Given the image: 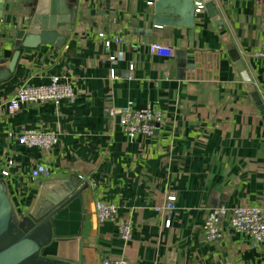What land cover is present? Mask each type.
Listing matches in <instances>:
<instances>
[{
  "label": "crops",
  "instance_id": "crops-1",
  "mask_svg": "<svg viewBox=\"0 0 264 264\" xmlns=\"http://www.w3.org/2000/svg\"><path fill=\"white\" fill-rule=\"evenodd\" d=\"M37 1L2 0L1 67ZM68 1L76 16L64 45L20 49L10 77L0 82V174L8 171L0 177L15 212L38 213L55 189L80 192L55 216V241L44 254L76 260L79 250L85 264L119 258L130 264H264V243L254 246L234 233L230 214L221 221L220 240L206 242L201 229L215 207H257L264 214V116L246 87L253 86L264 107V59L257 55L264 0H211L220 27L194 0L203 12L191 28L154 25L153 0ZM114 37L121 42L105 50L101 40ZM152 43L173 56L151 53ZM53 76L73 87V101L7 112L19 87L46 85ZM129 102L161 114L152 136L129 139L117 117L108 116L106 110L118 112ZM23 129L55 132L57 144L48 152L26 148L16 140ZM40 163L50 175L31 179ZM170 194L176 209L168 213L162 205ZM98 200L118 206L117 220L131 224L130 240L119 238L116 223L97 221Z\"/></svg>",
  "mask_w": 264,
  "mask_h": 264
},
{
  "label": "water",
  "instance_id": "water-1",
  "mask_svg": "<svg viewBox=\"0 0 264 264\" xmlns=\"http://www.w3.org/2000/svg\"><path fill=\"white\" fill-rule=\"evenodd\" d=\"M199 1L215 26L220 27L221 22L212 1ZM68 2V0L37 1L26 27L15 33V51L6 67L0 66V82L10 77L20 49L33 50L40 45L58 49L64 45L68 33L72 31L76 16V5H70ZM150 6L149 12L156 26L174 25L185 28L194 26L196 16L194 0H155ZM2 8L3 3L0 0V17ZM101 10L103 14L105 6ZM229 53L237 65L239 62L237 52L230 50ZM246 87L261 115L264 116V107L258 94L251 84H246ZM75 198H80V192L67 188L55 189L48 194L38 213L19 216L0 177V264H85L79 250L76 260L44 254L45 249L55 241L53 228L55 216Z\"/></svg>",
  "mask_w": 264,
  "mask_h": 264
},
{
  "label": "built area",
  "instance_id": "built-area-1",
  "mask_svg": "<svg viewBox=\"0 0 264 264\" xmlns=\"http://www.w3.org/2000/svg\"><path fill=\"white\" fill-rule=\"evenodd\" d=\"M155 1V0H153ZM149 2L148 5H152ZM203 11L195 8V14ZM102 47L109 50L113 43H120L118 37L104 38L101 40ZM149 51L160 57L171 58L173 56L172 49L161 44L152 43L148 45ZM264 59V43L262 44L258 54ZM109 77L114 80L116 76L113 70H110ZM73 87L66 81L61 80L58 76H53L46 85L32 86L22 85L6 102V110L13 114L26 105H36L39 103H52L57 106L62 100L73 101ZM110 118H116L118 125L127 138L133 139L136 136L150 137L154 134L157 126L162 123V117L159 112L152 110L147 105L142 109H134L131 103H127L124 107L116 110L110 108L106 110ZM18 144L26 148H37L41 151H50L58 141L57 134L52 131H43L36 129H23L16 136ZM12 165V161H8V166ZM50 168L43 164H37L30 172L31 179L45 178L50 175ZM2 178L8 176V171L3 170L0 174ZM83 180V179H81ZM176 197L173 194L166 196L162 209L168 213L173 212ZM159 210V209H158ZM95 217L98 222L116 223L119 238L127 242L131 238L132 227L128 220H117L118 206L115 204L98 200L94 203ZM230 214L229 227L236 234L248 237L254 246H260L264 243V214L257 207H235L228 210L224 207L211 208L202 224V233L206 242H215L222 238L223 228L221 226L222 219ZM169 220H166L164 227L168 228ZM101 264H130L125 259H103Z\"/></svg>",
  "mask_w": 264,
  "mask_h": 264
}]
</instances>
